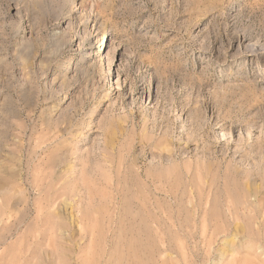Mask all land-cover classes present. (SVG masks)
<instances>
[{
  "label": "rangeland",
  "instance_id": "1",
  "mask_svg": "<svg viewBox=\"0 0 264 264\" xmlns=\"http://www.w3.org/2000/svg\"><path fill=\"white\" fill-rule=\"evenodd\" d=\"M0 264H264V0H0Z\"/></svg>",
  "mask_w": 264,
  "mask_h": 264
},
{
  "label": "bare ground",
  "instance_id": "2",
  "mask_svg": "<svg viewBox=\"0 0 264 264\" xmlns=\"http://www.w3.org/2000/svg\"><path fill=\"white\" fill-rule=\"evenodd\" d=\"M102 41H105L104 40V38H103V40ZM101 40H100V42H102ZM100 42H99V44H100ZM103 45V43L101 44V46ZM101 46H99V49L101 48ZM98 54H100V52H96L94 55H98Z\"/></svg>",
  "mask_w": 264,
  "mask_h": 264
}]
</instances>
